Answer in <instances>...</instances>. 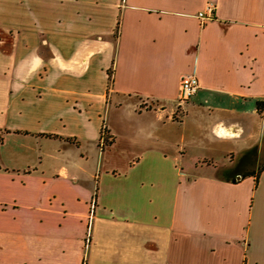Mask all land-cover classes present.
Listing matches in <instances>:
<instances>
[{
  "label": "crops",
  "instance_id": "crops-1",
  "mask_svg": "<svg viewBox=\"0 0 264 264\" xmlns=\"http://www.w3.org/2000/svg\"><path fill=\"white\" fill-rule=\"evenodd\" d=\"M260 102L264 0H0V264H264Z\"/></svg>",
  "mask_w": 264,
  "mask_h": 264
},
{
  "label": "rangeland",
  "instance_id": "rangeland-1",
  "mask_svg": "<svg viewBox=\"0 0 264 264\" xmlns=\"http://www.w3.org/2000/svg\"><path fill=\"white\" fill-rule=\"evenodd\" d=\"M183 116V110H177V113L173 116V121L178 122V120ZM105 124H107L112 130L115 132V138L120 140L118 142L119 145H122L120 148H123L124 138L126 134L129 132V129H148L150 128L151 119L145 115L139 116L133 112V109L129 106L122 108H114L111 106L109 110L107 109L105 113ZM189 123V121H188ZM152 125V124H151ZM190 125V124H188ZM187 128V126H185ZM185 128V129H186ZM163 129H168L169 136L175 137L181 131V127L177 123H168L166 127ZM190 132H188V135ZM110 136L105 135L104 144L110 143ZM190 139H186L185 147H186V160H187V168L192 169L193 160L192 157L196 156L195 150L190 144ZM191 165V166H190ZM186 171V168L184 169Z\"/></svg>",
  "mask_w": 264,
  "mask_h": 264
},
{
  "label": "built area",
  "instance_id": "built-area-1",
  "mask_svg": "<svg viewBox=\"0 0 264 264\" xmlns=\"http://www.w3.org/2000/svg\"><path fill=\"white\" fill-rule=\"evenodd\" d=\"M214 14V5L207 4L205 9L197 14L198 19L201 23H205L206 20L213 17ZM200 85L198 78L194 74L184 75L180 78L179 81V103H185L190 101L192 97L198 91ZM105 136L102 135L100 140V146L103 147Z\"/></svg>",
  "mask_w": 264,
  "mask_h": 264
},
{
  "label": "trees",
  "instance_id": "trees-1",
  "mask_svg": "<svg viewBox=\"0 0 264 264\" xmlns=\"http://www.w3.org/2000/svg\"><path fill=\"white\" fill-rule=\"evenodd\" d=\"M258 106H260V107L262 106V107H263V106H264V102H260V103L258 104ZM106 144H107V143H106ZM257 176H258V175L256 174V177H257ZM256 179H257V178H256ZM256 181H257V180H256Z\"/></svg>",
  "mask_w": 264,
  "mask_h": 264
}]
</instances>
